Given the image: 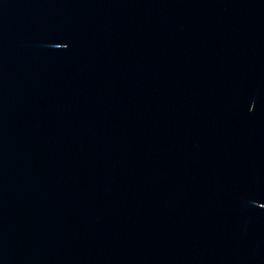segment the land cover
Listing matches in <instances>:
<instances>
[{
	"label": "water",
	"instance_id": "1",
	"mask_svg": "<svg viewBox=\"0 0 264 264\" xmlns=\"http://www.w3.org/2000/svg\"><path fill=\"white\" fill-rule=\"evenodd\" d=\"M0 264H264V0H0Z\"/></svg>",
	"mask_w": 264,
	"mask_h": 264
}]
</instances>
